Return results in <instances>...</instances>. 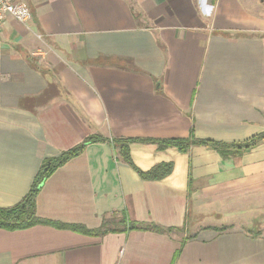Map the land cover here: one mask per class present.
<instances>
[{"label": "crops", "instance_id": "obj_1", "mask_svg": "<svg viewBox=\"0 0 264 264\" xmlns=\"http://www.w3.org/2000/svg\"><path fill=\"white\" fill-rule=\"evenodd\" d=\"M11 1L31 18L8 16L0 33V207L24 198L46 159L107 140L35 196L38 218L82 230L0 228V264H264V139L227 158L131 142L132 164L112 144L263 134L264 0ZM162 163L165 177L139 176Z\"/></svg>", "mask_w": 264, "mask_h": 264}, {"label": "trees", "instance_id": "obj_2", "mask_svg": "<svg viewBox=\"0 0 264 264\" xmlns=\"http://www.w3.org/2000/svg\"><path fill=\"white\" fill-rule=\"evenodd\" d=\"M264 139V133L252 137L251 139L244 141L242 143H223L217 142L209 139H196L192 135L187 138H171V139H142V138H113L112 144L113 147L117 150L118 155L124 162L129 164L131 163V159L129 156V144L131 142H143V143H153L157 145L158 149H164L170 146L176 147L180 151H186L190 144H199L208 146L217 151L222 158H227L231 155H234L240 149H248L254 146L257 142ZM107 140L103 137L99 136H88L86 137L80 144L74 146L73 148L61 152L57 157L46 159L37 175L34 178L33 184L29 190V192L24 196V198L17 204L10 207H0V228L6 230H16V229H24L31 227L35 224H49L54 227L62 228L69 227L64 224L55 222L42 220L38 218L35 214V196L40 189V186L44 182V180L51 175L57 167L62 165L64 162L68 161L70 158L78 155L83 148L92 142L104 141ZM171 171V164L162 163L153 166L148 171H138L139 176L145 180H159L165 177ZM124 225L123 228L120 229L122 231H129L132 229H140V230H151L159 233H169L173 229L172 228H162L153 223H135L128 222L123 220ZM106 222L96 231L94 234H102L103 232L108 231L105 228ZM71 229L82 230V227L79 226H71ZM222 229H226L227 227H221ZM116 231V230H115ZM179 252V250L177 251Z\"/></svg>", "mask_w": 264, "mask_h": 264}, {"label": "built area", "instance_id": "obj_3", "mask_svg": "<svg viewBox=\"0 0 264 264\" xmlns=\"http://www.w3.org/2000/svg\"><path fill=\"white\" fill-rule=\"evenodd\" d=\"M10 16L25 22L31 18L28 5L24 2H13L11 0H0V33L4 27L5 19Z\"/></svg>", "mask_w": 264, "mask_h": 264}, {"label": "clouds", "instance_id": "obj_4", "mask_svg": "<svg viewBox=\"0 0 264 264\" xmlns=\"http://www.w3.org/2000/svg\"><path fill=\"white\" fill-rule=\"evenodd\" d=\"M211 7H212V6H211V5H209V8H210V9H211Z\"/></svg>", "mask_w": 264, "mask_h": 264}]
</instances>
